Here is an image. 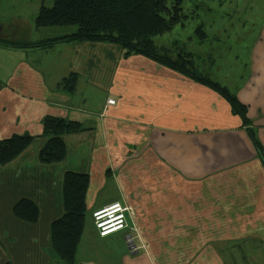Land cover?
Wrapping results in <instances>:
<instances>
[{
  "label": "crops",
  "instance_id": "crops-1",
  "mask_svg": "<svg viewBox=\"0 0 264 264\" xmlns=\"http://www.w3.org/2000/svg\"><path fill=\"white\" fill-rule=\"evenodd\" d=\"M244 2L245 30L258 22L257 35L244 42L246 75L232 84L222 71L226 80L216 81L246 107L258 149L218 94L144 57H124L116 45L0 47V140L34 136L0 166V264H63L52 253L50 230L63 214L66 172L89 178V222L76 264H224L226 246L264 251V0ZM5 28L0 44L23 39ZM71 74L76 83L68 93L60 82ZM47 116L84 129L64 136L67 152L58 163L38 159ZM21 199L38 207L36 223L14 217ZM116 202L127 208V227L101 238L91 213ZM119 236L124 246L112 243Z\"/></svg>",
  "mask_w": 264,
  "mask_h": 264
},
{
  "label": "trees",
  "instance_id": "trees-1",
  "mask_svg": "<svg viewBox=\"0 0 264 264\" xmlns=\"http://www.w3.org/2000/svg\"><path fill=\"white\" fill-rule=\"evenodd\" d=\"M184 0H52L50 7L40 6L35 27L74 26L75 31L34 42L5 41L0 47L11 49H49L62 43L98 42L113 44L124 57L136 55L209 88L227 102L231 113L240 118L256 149L259 143L246 115V107L225 86L199 71L191 52L177 48H158L153 38L183 25L189 16L183 12ZM196 33L204 37L200 28ZM176 50V51H175ZM76 75L61 80L60 86L72 93ZM44 144L38 153L42 164L61 162L67 152L64 136L83 131L76 121L47 116L41 122ZM29 134L12 135L0 140V166H5L22 154L33 141ZM87 174L66 172L62 181L63 214L51 224L50 247L63 264H76L75 256L86 221L85 197ZM14 217L26 223H36L38 207L29 199L17 201L12 208ZM11 264V263H5Z\"/></svg>",
  "mask_w": 264,
  "mask_h": 264
},
{
  "label": "rangeland",
  "instance_id": "rangeland-1",
  "mask_svg": "<svg viewBox=\"0 0 264 264\" xmlns=\"http://www.w3.org/2000/svg\"><path fill=\"white\" fill-rule=\"evenodd\" d=\"M42 5L50 7L52 0H0V25L5 26L6 31L9 28L17 30L22 35V43L28 41L27 37L40 40L51 38L48 35L56 32L69 34L76 30L74 26L37 29L34 22ZM182 7L188 20L182 26L177 25L170 32L154 37V44L158 48H171L176 42L177 48L193 54L195 65L202 73L223 82L226 77L222 71L229 72L233 75L232 84H239L246 75L244 42H250L258 29L256 20L250 30H245L248 27H245L244 16L249 12L245 11L244 0H184ZM197 28L204 33L203 38L196 33ZM244 32L249 37L244 38ZM120 241L124 242L123 236L112 243ZM226 247L228 249L222 255L224 264H264L262 246L236 243Z\"/></svg>",
  "mask_w": 264,
  "mask_h": 264
},
{
  "label": "built area",
  "instance_id": "built-area-1",
  "mask_svg": "<svg viewBox=\"0 0 264 264\" xmlns=\"http://www.w3.org/2000/svg\"><path fill=\"white\" fill-rule=\"evenodd\" d=\"M107 104L112 105L114 101L108 100ZM126 212L127 208L118 202L93 211L91 220L97 235L104 238L126 229Z\"/></svg>",
  "mask_w": 264,
  "mask_h": 264
}]
</instances>
